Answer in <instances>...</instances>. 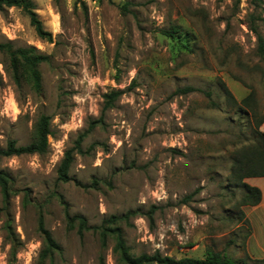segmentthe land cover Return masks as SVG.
<instances>
[{"label":"rangeland","instance_id":"obj_1","mask_svg":"<svg viewBox=\"0 0 264 264\" xmlns=\"http://www.w3.org/2000/svg\"><path fill=\"white\" fill-rule=\"evenodd\" d=\"M34 1L52 40L20 8L0 11V43L48 56L36 91L26 76L15 81L0 51V150L31 142L42 114L52 135L43 154L0 159L9 184L8 195L0 185V264H120L114 237L105 246L94 229L81 238L66 210L90 226L124 216L116 225L134 255L202 258L212 247L245 257V189L230 172L264 113V60L250 28L264 35V0ZM174 26L192 35L162 32ZM187 86L195 90L179 92ZM114 89L123 92L89 130ZM84 132L61 181L64 153ZM41 216L62 247L45 260Z\"/></svg>","mask_w":264,"mask_h":264},{"label":"trees","instance_id":"obj_2","mask_svg":"<svg viewBox=\"0 0 264 264\" xmlns=\"http://www.w3.org/2000/svg\"><path fill=\"white\" fill-rule=\"evenodd\" d=\"M9 7L20 8L28 15L37 34L42 38L52 40V33L45 28L44 22L36 12V4L34 0H0V11ZM122 8L127 10L128 5L125 4ZM250 28L257 37L258 54L261 59L264 60V35L259 31L256 25L251 24ZM162 32L172 38L189 39L188 37L192 35L189 32H183L178 26L162 30ZM0 51L8 54V71L12 73L17 83H20V79L26 76L36 91L42 90V75L38 66L40 63L48 59L47 55L36 52L34 47H20L14 49L11 42L0 43ZM193 90H195L194 87L187 86L180 89L179 92L186 93ZM226 90L229 96L234 99L231 91L228 88H226ZM122 92L123 90L121 89H114L111 92L104 94V105L101 117L98 120L91 121L89 130L93 129L97 123L102 121L105 112L113 107L115 100L122 94ZM251 96L252 93L241 100L243 106L249 103ZM263 124L264 113L259 116L255 113L254 137H252L249 143L240 146L234 152L230 180L232 183L234 182L236 186L245 189V194L240 201V205L243 206L256 205L262 199L261 190L256 186L248 184L245 181V178L264 175V130L261 129ZM50 135H52L50 117L42 114L35 125L32 141L25 145H19L15 139H9L6 147L0 150V159L3 156L11 155L43 154L48 150ZM84 136L85 132L79 135L75 147L69 148L65 151L58 168L59 180H69V169L73 163L76 150H82L81 144ZM0 185L2 186L5 195H8V175L3 171H0ZM131 213L132 212L130 211L126 215ZM66 217L70 227H74L75 222L78 221L77 231L81 238L84 237L86 231L94 229L98 232L102 245L105 246L108 237L113 236L115 239L113 250L118 257L120 264H264V259L252 258L248 254L242 258H234L229 256L225 250L216 251L212 247H207L205 255L202 258L190 256L175 258L173 256L164 255L159 250H156L152 254L141 253L140 255H134L131 253L130 247L126 243L122 228L119 225H116V223L123 219L124 216L112 215L99 226H90L86 217L80 214L70 215L68 210H66ZM247 221L249 222L248 219ZM39 230L44 239V247L40 253L41 260H45L47 257L52 258L56 252L62 251L60 244L55 240L50 230L45 227L42 216L39 219ZM250 232L251 226L249 223L247 236ZM190 246H193V244Z\"/></svg>","mask_w":264,"mask_h":264},{"label":"crops","instance_id":"obj_3","mask_svg":"<svg viewBox=\"0 0 264 264\" xmlns=\"http://www.w3.org/2000/svg\"><path fill=\"white\" fill-rule=\"evenodd\" d=\"M245 181L262 192V199L258 204L243 206L245 218L251 226V232L245 242V251L252 258L264 259V175L247 177Z\"/></svg>","mask_w":264,"mask_h":264}]
</instances>
